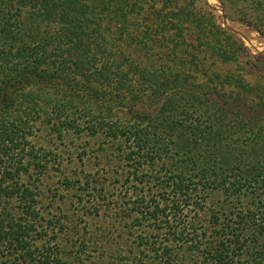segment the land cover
I'll return each instance as SVG.
<instances>
[{
  "label": "trees",
  "instance_id": "1",
  "mask_svg": "<svg viewBox=\"0 0 264 264\" xmlns=\"http://www.w3.org/2000/svg\"><path fill=\"white\" fill-rule=\"evenodd\" d=\"M246 51L197 0H0V264H264V88L212 69ZM56 176L93 197L72 239Z\"/></svg>",
  "mask_w": 264,
  "mask_h": 264
},
{
  "label": "rangeland",
  "instance_id": "2",
  "mask_svg": "<svg viewBox=\"0 0 264 264\" xmlns=\"http://www.w3.org/2000/svg\"><path fill=\"white\" fill-rule=\"evenodd\" d=\"M197 3L199 5L207 4L217 16L218 23L224 28L232 30L236 34V37L240 39L247 48L245 55L242 56L237 64L221 65L220 63H215L212 69L221 74H241L250 85H263L262 87L264 88V35L258 33L256 26L248 21L227 19L219 0H197ZM210 62H212V60H210L209 63ZM259 93H261V91ZM90 156L85 166H83L77 158L69 163L66 170L67 174L73 177H76V175H78V177H83V172L86 170L96 175L99 168L95 166V154H90ZM59 179V176H56L48 182L49 184L47 185L53 190V194L46 191L45 197L43 198V205L45 209L48 208L47 211L51 213V218H54L53 216L56 215L69 223L72 228L70 236L72 239L76 233L83 232L82 229L87 221L90 223L92 222V218L89 217V214H94V201L90 193L87 194L82 190L78 192L68 191L64 185L58 184ZM78 186H80V184H77V189ZM76 192L82 196L81 199L83 202L80 201V198L75 196ZM54 194L57 196V199L52 201L53 199L51 196H54ZM109 194L117 195L119 194V190L117 188H111ZM64 217H66V219H64ZM67 238L68 236L66 235L62 236L63 247L68 251H72V249L76 251V248H71V245H67Z\"/></svg>",
  "mask_w": 264,
  "mask_h": 264
}]
</instances>
